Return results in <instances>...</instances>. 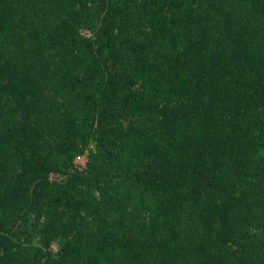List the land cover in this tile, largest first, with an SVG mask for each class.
<instances>
[{"label":"trees","instance_id":"trees-1","mask_svg":"<svg viewBox=\"0 0 264 264\" xmlns=\"http://www.w3.org/2000/svg\"><path fill=\"white\" fill-rule=\"evenodd\" d=\"M0 264H264V0H0Z\"/></svg>","mask_w":264,"mask_h":264},{"label":"rangeland","instance_id":"rangeland-1","mask_svg":"<svg viewBox=\"0 0 264 264\" xmlns=\"http://www.w3.org/2000/svg\"><path fill=\"white\" fill-rule=\"evenodd\" d=\"M85 161H86V157L83 155V156H81L80 158L77 159L76 163L79 164V165H84ZM55 248H56V246H55Z\"/></svg>","mask_w":264,"mask_h":264}]
</instances>
